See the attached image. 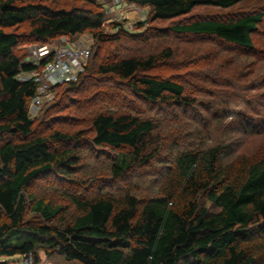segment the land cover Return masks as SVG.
Returning <instances> with one entry per match:
<instances>
[{
    "label": "trees",
    "instance_id": "1",
    "mask_svg": "<svg viewBox=\"0 0 264 264\" xmlns=\"http://www.w3.org/2000/svg\"><path fill=\"white\" fill-rule=\"evenodd\" d=\"M79 1L97 6L96 0ZM124 1L148 8L147 20L138 25L142 28L151 22L186 17L197 7L228 10L245 0ZM55 3L0 0V258L19 256L38 264L37 251L41 250L46 256L57 252L65 261L79 264H264V139L253 153L234 155L237 148L223 146L222 134L215 126L210 145L183 149L180 142L184 127L169 119L142 117L139 112L137 103L151 106L163 116L175 109L187 117L195 111L183 82L149 74L174 58L170 47L146 56L106 57L91 68L87 66L77 82L54 89L65 88L56 98L64 92L81 97L80 113L89 126L90 143L128 151L119 154L112 164L115 178L131 167L161 161L166 150L169 156L165 163L170 166L160 194L143 204L129 194L70 196L77 215L62 223L56 222L59 209L40 200L31 208L38 216L27 213L23 191L29 185L55 172L63 176L73 173L79 162L78 152L66 147L78 142L80 133L51 128L42 134L35 132L34 124L42 109L29 118L28 107L36 87L31 80L20 81L18 76L38 71L45 63H24L15 48L21 43L49 46L58 38L75 42L84 35L103 45L120 40L102 34L101 11L84 6L65 9ZM263 17V13H249L224 22L176 23L170 32L210 42L217 40L243 53L254 48L252 33ZM22 25L27 28L19 34L16 30ZM147 33L148 37L141 33L133 40L147 42L158 35L154 29ZM103 45L98 48L100 51L107 50ZM193 52L182 54L192 61L188 67L196 72L215 71L220 66L221 52L214 49L210 56L202 58L195 55L201 50ZM238 64L234 60L227 65L233 69L232 80L245 79L247 72L235 74L239 69H247L248 74L256 72L255 78L259 75L254 64H246L245 60ZM263 78L264 73L253 81L247 80L245 85L230 84L239 91L257 93L249 97L229 94L230 110L212 105L219 114L231 118L227 123L231 132L237 131L246 138L264 136V115L259 110L264 108L260 104L264 94H258L264 87ZM93 83L99 85L94 87ZM239 103L249 107L248 114L257 113L256 120L243 113L233 117V107ZM55 106L44 112L45 118ZM202 111L208 112L205 108ZM202 111L195 112L191 121L200 122ZM201 198L215 211L202 206Z\"/></svg>",
    "mask_w": 264,
    "mask_h": 264
},
{
    "label": "rangeland",
    "instance_id": "2",
    "mask_svg": "<svg viewBox=\"0 0 264 264\" xmlns=\"http://www.w3.org/2000/svg\"><path fill=\"white\" fill-rule=\"evenodd\" d=\"M59 7L69 9L71 6H84L93 11H101L104 14V22L101 27L102 34L106 36L118 37L120 40L114 42H108L100 44L90 39V35H84V37L90 40L92 59L88 62V67L91 68L94 63H100L102 59L112 56H146L149 54L160 53L163 49L170 47L175 56L166 63L163 67L157 70L149 72L150 75L157 76L159 78H170L172 80H178L183 82L187 91V96L194 102L193 114L189 117L180 110L175 109L168 116L157 115L159 112L157 109H153L151 106H145L137 103L139 112L142 117L158 118L160 120L169 119L172 122L179 124L185 128V133L182 136L183 141L180 145H183V149L195 148L196 146H208L210 145V134L215 130V126L219 127L222 134L221 144L223 146L230 145V150L236 149L234 155L239 153H253L262 144V137L244 136L237 131L231 132L227 125L230 117L222 116L219 114L217 107H227L230 110V96L229 94L235 93L236 96H254L257 93L253 91H239L230 84L242 83L246 84L247 80L253 81L264 73V17L263 22L257 27L256 31L252 33L253 49L247 52H237L229 47H225L223 43L215 41H208L198 37H189L181 34H175L170 32V28L176 23L183 24L195 20H215L224 22L230 19H237L243 14L249 13H263L264 14V0H245L235 7L223 10L215 7H197L190 15L167 21H155L151 22L144 27L139 28L138 25L147 20L148 8L139 7L125 2L124 0H96L97 6L84 4L79 0H55ZM149 27L148 29H146ZM26 25H22L17 33L26 31ZM154 29L158 32V35L154 38L148 39L147 42L139 41L133 38L141 33H144L148 37V31ZM147 31V32H146ZM79 40L78 38L76 39ZM73 41V40H72ZM67 41L66 38H58L55 43H72ZM103 45V48L107 47V50L100 51L98 49ZM39 45L36 43H21L18 45L14 52L18 57H24V63H33L37 56V49ZM223 46L227 49H224ZM221 52L220 66L216 67L215 71H198L188 67L191 60H186L182 54L183 51H197L201 50L202 53H196L195 55L205 57L210 56L213 50ZM100 52V53H99ZM193 52V54H194ZM242 53L243 55H240ZM99 56L97 57V55ZM242 62L246 61V64H254L256 69H259V75L256 78L253 75L255 73L248 74L250 71L247 69H239L235 74L239 76L242 72L245 79L241 78L238 81L232 80V67H227L233 61ZM86 69V68H85ZM196 72V73H195ZM204 76L201 79H194L196 76ZM192 77V78H191ZM264 83V78L261 79ZM94 87L98 86V83H93ZM229 84V86H227ZM65 88L56 90L53 97L47 102L42 112L37 117L34 128L35 132L42 134L47 131L48 128L61 130L68 132L69 134H79L80 140L78 142L70 143L66 148H74L78 152L79 162L72 170L73 173L69 176H63L57 172L46 175L40 179L35 180L24 191L27 213L34 217L38 215L31 209L34 203L38 200L42 201L44 205L50 206L54 210H58L56 213V222L62 223V221H71L73 217L77 215L74 205L70 201V196L77 195L81 198L93 197L100 193H109L114 197H122L129 194L140 201V204L145 203L150 198L156 197L160 194L159 188L163 179L165 178L169 162L165 163L168 159L169 153L164 151L161 155L162 160L153 163L149 166H143L140 168L131 167L124 171L119 178H115L111 173L112 164L117 160L119 154L128 153L127 150H112L107 147H96L90 143V135L88 134L89 126L84 123V117L80 113L81 97H78L74 93L64 92L61 98H56L58 94H61ZM264 94V87L261 91ZM228 94V96H227ZM219 96V97H218ZM220 96H222L220 98ZM217 97V98H216ZM254 101V98H251ZM259 103V101H257ZM55 106L53 110L49 112L47 118L44 117V112ZM260 104L264 105V100H261ZM137 107V105L133 104ZM212 105H215L212 107ZM256 105V104H255ZM210 107L212 109H210ZM257 105L255 108L257 109ZM205 108L206 111H202ZM259 108V107H258ZM234 115L239 113L247 114L249 117L256 120V114H248L249 107L244 103H239L237 107H233ZM202 111V116L198 118L200 122L195 123L191 121L194 118L195 112ZM262 115H264V108H260ZM217 116V119L214 117ZM197 120V121H198ZM247 120V119H246ZM224 122V123H223ZM220 123V124H219ZM196 124V126L194 125ZM218 124V125H217ZM227 126V127H225ZM199 128V129H196ZM187 130L190 133L187 134ZM182 133V134H183ZM181 134V135H182ZM229 139V140H227ZM183 142V143H182ZM181 148V149H182ZM200 203L209 211H215L211 204L205 199L201 198ZM38 264H79L77 262H67L64 257L57 252H52L46 256L43 251H37ZM0 264H33L28 259L23 257L14 256L12 258H0Z\"/></svg>",
    "mask_w": 264,
    "mask_h": 264
},
{
    "label": "built area",
    "instance_id": "3",
    "mask_svg": "<svg viewBox=\"0 0 264 264\" xmlns=\"http://www.w3.org/2000/svg\"><path fill=\"white\" fill-rule=\"evenodd\" d=\"M33 63L38 71L18 76L20 81L31 80L36 87L35 94L28 107V117L34 118L51 100L54 89L78 81L91 57L90 40L84 36L72 43H52L37 49ZM30 261V259H28Z\"/></svg>",
    "mask_w": 264,
    "mask_h": 264
}]
</instances>
